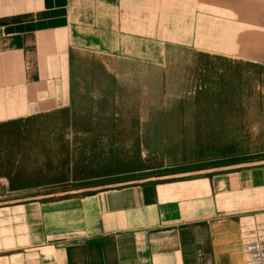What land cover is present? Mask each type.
<instances>
[{
    "label": "crops",
    "instance_id": "0c3cea01",
    "mask_svg": "<svg viewBox=\"0 0 264 264\" xmlns=\"http://www.w3.org/2000/svg\"><path fill=\"white\" fill-rule=\"evenodd\" d=\"M200 56L264 67V0H0V123ZM0 264H264V163L2 204Z\"/></svg>",
    "mask_w": 264,
    "mask_h": 264
},
{
    "label": "rangeland",
    "instance_id": "374dc122",
    "mask_svg": "<svg viewBox=\"0 0 264 264\" xmlns=\"http://www.w3.org/2000/svg\"><path fill=\"white\" fill-rule=\"evenodd\" d=\"M195 61L154 69L144 86L129 84L128 72L116 81L104 62L95 60L93 69L82 72L69 113L48 115L38 129L42 135L50 132L52 140L61 135L80 167L116 175L111 179L174 171L164 173L168 179L215 158L264 155V67L209 56ZM67 117L72 126L62 131ZM61 145L53 149L58 157L48 160L53 166L65 158ZM34 165L29 162L30 170ZM46 171L48 179L60 172ZM0 187L1 196L37 191H11L6 177H0Z\"/></svg>",
    "mask_w": 264,
    "mask_h": 264
},
{
    "label": "trees",
    "instance_id": "16d2710c",
    "mask_svg": "<svg viewBox=\"0 0 264 264\" xmlns=\"http://www.w3.org/2000/svg\"><path fill=\"white\" fill-rule=\"evenodd\" d=\"M68 114L69 109H62L54 112L38 114L26 118L10 120L0 123V177H6L10 183V190L20 192L25 190H37L27 195H18L9 197L8 199H0V205L12 204L27 199L38 200L42 202L71 198L74 196H84L97 193L101 190L111 189L115 187H125L134 184L147 185L159 182L166 175L164 173L174 172H154L142 173L140 175H117L111 179L110 173L92 172L93 166L80 167L75 150L67 145V141L59 138L51 139L49 133L42 135L38 129V121L50 114ZM72 126L69 117L62 124V131ZM51 132H54L51 130ZM86 133V132H85ZM89 133V131H87ZM86 133V134H87ZM44 134V133H43ZM79 134L82 132L79 131ZM8 138L14 143L5 146L2 139ZM95 139V137H93ZM62 143L60 151L64 150L65 158L53 166L52 161L48 160L53 154V149ZM62 154V153H60ZM82 156V154H81ZM43 160V164H39ZM35 165L30 170L29 162ZM264 163V155L248 156L234 155L231 157H220L213 160L189 165L180 169L181 174L200 175L205 171L216 172L222 167H245L256 166ZM82 168V169H79ZM59 169V174L52 179L46 177V170L52 171ZM116 174V173H113Z\"/></svg>",
    "mask_w": 264,
    "mask_h": 264
},
{
    "label": "built area",
    "instance_id": "2783aa9c",
    "mask_svg": "<svg viewBox=\"0 0 264 264\" xmlns=\"http://www.w3.org/2000/svg\"><path fill=\"white\" fill-rule=\"evenodd\" d=\"M5 188L7 189V187H5ZM0 192H1V187H0ZM6 192H7V194H10V192L8 190ZM0 197H1V194H0Z\"/></svg>",
    "mask_w": 264,
    "mask_h": 264
}]
</instances>
